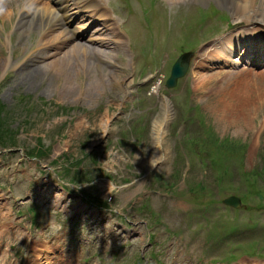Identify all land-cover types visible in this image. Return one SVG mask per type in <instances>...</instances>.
Listing matches in <instances>:
<instances>
[{
    "label": "rangeland",
    "instance_id": "374dc122",
    "mask_svg": "<svg viewBox=\"0 0 264 264\" xmlns=\"http://www.w3.org/2000/svg\"><path fill=\"white\" fill-rule=\"evenodd\" d=\"M111 1L119 17V27L128 37L125 52L120 54L116 64L118 68H113L104 55L92 54L86 60L79 57L78 66L74 65L69 76L48 66L50 59H39L28 69L19 64L15 73L4 71L8 62L4 38L12 32L15 65L34 60L35 50L42 49L39 46L43 31L36 28L29 36L22 35L15 28L19 21L18 10L11 20H0L3 26L0 32V131L7 142L6 149L0 146V201L3 203L0 205V264H35V255L43 264L49 255L51 260L56 254L59 258V253L64 252L60 247L66 243V232L58 231L62 226H57V213L62 214L63 210L71 216L79 212L104 216L97 213L100 210L96 205L88 203L93 201L110 209L104 216L105 225L93 218L95 234L103 239L105 235L99 231L107 227L112 234L105 240L110 243L94 240L95 248L89 254H85L86 247L82 246L78 260L72 264H170L172 255L164 252L163 234L158 237L160 243L156 250L145 249L152 234L147 225L155 222L156 213L163 216L170 229H166L170 242L175 239L174 232L185 235L184 243L175 249L180 253L177 264H222L232 250L214 249L213 245L204 243L206 235L212 240L220 235L212 226H218L221 221L238 225L251 222L249 238L239 243L237 251L246 248L250 240L264 252V174L257 175L252 184L243 175L251 171L264 172V98L250 99L254 106L252 111L257 114L246 117L250 120L247 125L225 127L223 118L213 113L207 127L199 116L191 123L184 108L186 95L192 105L204 101H198L199 96L196 99L199 92L189 72L190 76L180 80L177 89L171 91L177 101L172 102L174 108L168 103L170 119L164 138L158 143L153 134L154 123L164 112L161 109L163 98L170 95L164 87L171 63L187 48L178 46L177 42L187 37L192 43L187 50L194 51V44L199 46L208 41L225 27L227 20L236 23V11L226 8L231 0H210L206 4L197 0L201 6L208 7L205 10L214 3L223 6L208 11L194 7L200 4L197 2L188 6L184 1L174 5L165 0ZM23 3V0H13L9 4L16 10L15 5ZM0 7L4 11L8 8ZM201 21L203 26L199 25ZM74 38L77 39L69 42L62 53L77 42L98 46L90 44V37L77 35ZM53 51L44 49L39 54L45 58ZM96 61L112 69L105 67L102 73L91 70L92 62ZM117 77L122 81L126 79V84L132 81L131 87H134L123 106V98L116 97L110 85ZM146 79L150 80L145 82ZM156 82L162 87L159 91L154 89ZM138 99L141 104L135 108ZM203 106L210 112L205 104ZM172 108L176 109V116ZM241 110L248 114V110ZM191 146L197 149L195 153L189 149ZM35 147L42 152L41 159L27 155ZM154 156L159 157L153 161L155 168L149 163ZM215 159L219 167L209 166L206 172V163L210 160L214 163ZM188 162L192 169L186 176ZM12 181H16L17 201L7 192V184ZM198 182L207 188L196 191ZM110 183L112 194L108 191ZM31 190L34 196L28 195ZM36 193L41 194L37 204L51 201L45 209L57 214L49 216L50 221L43 224L38 223L42 214L30 206L35 203ZM230 195L241 198L243 195L244 210L248 211L237 216L233 209L225 210L221 202ZM22 199H25L22 206L27 205L24 210L17 205ZM206 201H214L216 210L220 207L217 216L222 220L215 216L214 222L213 219L208 221L213 216L209 212L215 208L207 209ZM29 216L38 223L37 228ZM76 221L78 223V219ZM47 224L50 228L44 229ZM74 240L78 244V239ZM48 242L54 244L52 248L49 245L52 251L49 255L43 247ZM242 261L264 264V257H245ZM63 262L55 264H67Z\"/></svg>",
    "mask_w": 264,
    "mask_h": 264
},
{
    "label": "bare ground",
    "instance_id": "6f19581e",
    "mask_svg": "<svg viewBox=\"0 0 264 264\" xmlns=\"http://www.w3.org/2000/svg\"><path fill=\"white\" fill-rule=\"evenodd\" d=\"M22 7L19 9V22L16 25V29L22 34L29 36L34 29L42 30L43 36L45 38V42L42 43V46L46 47H53L57 49H62L68 47V43L70 39H73L74 35H77V32H69V34L65 31L60 32L59 30H54L55 34L52 33L53 28L58 25L59 21H67V24L71 20H75L76 16L81 13L82 11L85 13H94L90 15L91 18L96 16V20L98 18L107 17L106 11H103L102 15L98 14L97 11L95 14V6L90 3V0H85L86 3L83 8L80 7L79 1L73 0L74 3H70V0H58L57 6L48 5L42 0H26ZM98 1V0H95ZM170 5L178 4L182 0H166ZM203 3H207L210 0H201ZM8 0L5 1L7 3ZM229 4L231 8V12H236L239 16H241L242 21L239 23L241 28L233 33L228 34L225 36L220 37L216 41L212 43L211 46L213 47L214 51H216L217 47L220 46L219 55L217 56V60L219 62L223 61V66L228 67L230 70H223V71H216L211 74L202 73L198 77V87L203 88L207 92V87L209 86L211 89L209 91H213L214 89L220 91L222 93L220 96H223L224 93H228V97H237L236 102L234 103H225L221 106L219 105V101L214 103V109L218 112L216 113L219 118H223L222 121L225 123V127L227 126H238L237 124H249V119L246 117L249 115H256V111L254 110V106L250 99H260V96L264 98V76L259 77L256 74L251 75L250 73L246 74L245 72H234V70L243 62V57L249 54V49L246 47L250 46L254 41L252 39L247 38L249 35L253 33H259L260 31L254 30L255 28H264V0H231ZM64 4V6H63ZM221 5V4H220ZM69 7H71L69 9ZM106 10H109V7H105ZM14 16V11L9 8L4 11V13L0 16L2 22L10 20ZM103 18L104 23L102 33L108 36L110 34L109 29V21ZM114 24L118 21V18L112 16ZM78 19V18H77ZM2 24H0V32L2 28ZM114 29V28H112ZM116 30V29H115ZM115 32V31H114ZM114 40H112V44L115 45L114 51L124 50L126 47V43L124 41L122 31L115 32ZM114 35V33H113ZM113 35L111 39L113 38ZM66 38H63L65 37ZM109 38H104L99 42V45L108 47L109 42L111 41ZM43 42V41H42ZM82 43H76L75 45L71 46L67 51L63 54L58 53V55H53L52 60L49 62L48 66H51L54 70L59 71L64 76H69L73 73L74 65L75 67L78 66L79 56L77 51L81 52V56L88 58V56L94 52H101L100 54H106L110 56V51H104L102 49H97L94 47H84L81 45ZM122 49V50H121ZM208 48L205 47L206 51ZM241 53L235 57L237 52ZM104 52V53H103ZM110 52V53H106ZM117 52V53H118ZM36 53V51H35ZM119 53L117 55L113 54V59L117 61ZM208 55V54H207ZM38 55H35V60H39ZM77 59V60H76ZM213 61L206 64H199L194 68V71H200L203 69H208L216 67L217 64ZM28 61V60H27ZM27 62H24L25 64ZM84 63V62H83ZM4 66H7L5 64ZM9 66V64H8ZM7 66V67H8ZM5 67V68H7ZM225 69V68H222ZM233 70V71H232ZM78 70H76L77 72ZM131 85L128 83L126 86ZM111 88L113 89L114 95L116 97H122L125 100V97L129 94L131 87H124L122 82H120L119 77L116 78L115 81H111L110 83ZM255 95V96H254ZM122 100V99H121ZM168 103L166 101L162 103V111L164 110L163 114L156 120L153 127V134L155 140L160 143L162 138L165 135V125L168 120L169 111L167 109ZM165 108V109H164ZM241 108L244 110H248V114L246 112H242ZM232 109H237L233 111ZM221 110V112H220ZM261 128V127H260ZM264 128V127H262ZM261 128V129H262ZM5 218V216H3ZM6 233L8 230L6 229ZM48 246H45L44 249L48 250ZM48 252V251H47ZM49 253V252H48ZM40 261L38 255H35L34 263L38 264ZM45 264H51V261H48Z\"/></svg>",
    "mask_w": 264,
    "mask_h": 264
},
{
    "label": "clouds",
    "instance_id": "9594fccd",
    "mask_svg": "<svg viewBox=\"0 0 264 264\" xmlns=\"http://www.w3.org/2000/svg\"><path fill=\"white\" fill-rule=\"evenodd\" d=\"M4 3H5V0H0V5H3ZM3 13H4V8H3V7H0V15H2ZM137 159H138V157H137ZM154 159L158 160L159 157L156 158V157L154 156V157L149 161L151 167H153V168L156 167V163L153 162ZM112 189H113V185H112V183H110L109 188H108V191H109L110 194H112Z\"/></svg>",
    "mask_w": 264,
    "mask_h": 264
},
{
    "label": "water",
    "instance_id": "95a60500",
    "mask_svg": "<svg viewBox=\"0 0 264 264\" xmlns=\"http://www.w3.org/2000/svg\"><path fill=\"white\" fill-rule=\"evenodd\" d=\"M178 66H179V65H177V66L175 67V69H174V71H173V76H172L171 80L169 81V84H172V83H173V80H174V78H175V77H177V75H176V73H175V72H176V69L178 68Z\"/></svg>",
    "mask_w": 264,
    "mask_h": 264
},
{
    "label": "trees",
    "instance_id": "16d2710c",
    "mask_svg": "<svg viewBox=\"0 0 264 264\" xmlns=\"http://www.w3.org/2000/svg\"><path fill=\"white\" fill-rule=\"evenodd\" d=\"M0 133H1V131H0ZM4 143H5L4 138L2 136H0V144H4Z\"/></svg>",
    "mask_w": 264,
    "mask_h": 264
}]
</instances>
